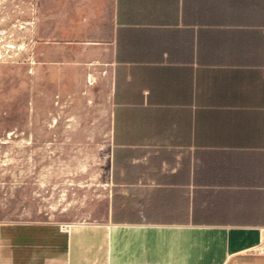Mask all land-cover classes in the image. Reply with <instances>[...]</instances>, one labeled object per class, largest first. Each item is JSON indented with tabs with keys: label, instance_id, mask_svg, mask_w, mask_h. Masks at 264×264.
Here are the masks:
<instances>
[{
	"label": "crops",
	"instance_id": "crops-1",
	"mask_svg": "<svg viewBox=\"0 0 264 264\" xmlns=\"http://www.w3.org/2000/svg\"><path fill=\"white\" fill-rule=\"evenodd\" d=\"M37 32L108 81L107 212L0 226V264H264V0H39Z\"/></svg>",
	"mask_w": 264,
	"mask_h": 264
},
{
	"label": "rangeland",
	"instance_id": "rangeland-1",
	"mask_svg": "<svg viewBox=\"0 0 264 264\" xmlns=\"http://www.w3.org/2000/svg\"><path fill=\"white\" fill-rule=\"evenodd\" d=\"M39 0H0V226L96 222L109 194V84L41 63Z\"/></svg>",
	"mask_w": 264,
	"mask_h": 264
}]
</instances>
